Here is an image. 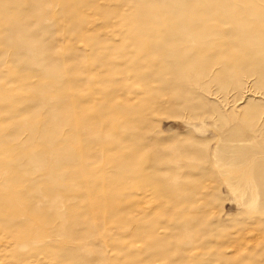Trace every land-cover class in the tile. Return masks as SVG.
<instances>
[{
    "label": "rangeland",
    "instance_id": "obj_1",
    "mask_svg": "<svg viewBox=\"0 0 264 264\" xmlns=\"http://www.w3.org/2000/svg\"><path fill=\"white\" fill-rule=\"evenodd\" d=\"M0 264H264V0H0Z\"/></svg>",
    "mask_w": 264,
    "mask_h": 264
}]
</instances>
